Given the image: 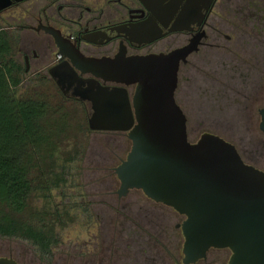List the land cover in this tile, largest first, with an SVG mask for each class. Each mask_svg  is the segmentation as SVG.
<instances>
[{
  "label": "flooded vegetation",
  "instance_id": "flooded-vegetation-1",
  "mask_svg": "<svg viewBox=\"0 0 264 264\" xmlns=\"http://www.w3.org/2000/svg\"><path fill=\"white\" fill-rule=\"evenodd\" d=\"M188 1L12 0L8 9L0 10V16L13 12L12 23L0 31L10 37L14 60L23 67L21 86L29 81L51 82L60 90L57 80H61L67 90L66 94L60 90L62 95L78 103L89 118L93 113L91 103L74 94L94 88L96 83L111 88L118 85L103 79H96V82L91 73L82 74L74 67L73 60L59 53L55 38L47 29L52 28L61 34L79 65L80 55L113 60L121 53L126 57H145L190 48V52L179 61L175 92L176 102L187 119V132L189 117L185 107L191 104L195 73L212 63L210 51L214 50L222 56L219 59L222 74H214L221 81L222 93H219L222 95L219 98L228 102L229 108L233 106L242 111L239 114L241 119L259 118L257 132L264 136L260 129L264 107L256 109L261 103L258 102V88L254 91L252 87L248 92L249 88L244 86L252 80L254 71L259 74V85H264V0H214L209 9L201 10L199 18L193 14L184 21ZM156 30L160 37L154 39ZM255 66L261 70L257 71ZM52 73L58 76L57 80ZM127 89L132 98L136 86ZM205 91L209 100L215 102L212 94H217L209 89ZM234 146L244 163L252 166L246 160L244 150ZM133 191L140 193V200H127ZM102 197L101 202L84 199L82 202L93 211L105 205L114 216L109 221L106 216H100L95 226L94 246L98 248L96 253L101 262L184 264L182 227L186 216L140 190H132L123 198H119L116 192L103 193ZM105 197L116 200L115 208L105 201ZM124 200H127L125 205ZM231 256L229 249L212 248L205 258L193 264H228Z\"/></svg>",
  "mask_w": 264,
  "mask_h": 264
},
{
  "label": "water",
  "instance_id": "water-1",
  "mask_svg": "<svg viewBox=\"0 0 264 264\" xmlns=\"http://www.w3.org/2000/svg\"><path fill=\"white\" fill-rule=\"evenodd\" d=\"M11 1L0 0V10L8 9ZM213 2L189 0L184 21L193 14L199 18ZM47 32L59 53L73 60L82 74L118 85L96 83L74 96L92 105L91 131L126 133L132 143L126 159L114 168L119 198L140 190L186 216L184 264L205 258L212 248L229 249L228 264H264V172L245 164L235 146L219 136L205 133L198 142L189 141L187 119L175 92L179 61L190 48L145 57L121 53L113 60L80 55L79 65L61 34L52 28ZM153 37H160L158 30ZM52 77L58 78L53 73ZM57 84L66 94L64 82ZM133 85L131 98L127 87ZM261 115L264 132V110ZM0 264L18 263L0 257Z\"/></svg>",
  "mask_w": 264,
  "mask_h": 264
},
{
  "label": "rangeland",
  "instance_id": "rangeland-1",
  "mask_svg": "<svg viewBox=\"0 0 264 264\" xmlns=\"http://www.w3.org/2000/svg\"><path fill=\"white\" fill-rule=\"evenodd\" d=\"M12 14L13 12L10 11L0 16V28L12 23L10 20ZM14 52L13 50V54ZM210 55L212 63L203 66L205 69L195 73L191 104L189 107L184 106L189 117V139L192 143H196L205 133L217 135L243 149L246 160L255 168L264 171V136L257 132L260 119L257 117L252 120L241 119L239 114L242 111H238L233 106L229 108L228 102L219 98L222 95L221 81L214 74L219 72L222 74V68L219 66V59L222 56L214 50L210 51ZM255 69L261 70L257 66ZM258 75V72L254 71L252 80L247 85L244 84L249 88L248 92L252 91V87L254 91L256 87L258 88L260 93L258 102L261 103L256 105V109L264 107V85L261 87L257 82ZM207 89L217 94L218 97L212 94L215 102L209 100L205 91ZM35 90L49 96L54 106L58 105L69 112V116L65 118L70 130L62 132L59 138L56 160L59 167H67L65 168L67 183L63 189L53 192L51 198L50 195L45 198H35L33 207L49 210L52 202L65 206L69 203L81 204L84 200L101 202L104 198L103 193H98L117 192L120 182L115 176H110L109 172L126 159L132 148L127 134L89 131V116L83 112L84 109L76 102H66L54 83L29 81L20 87L18 96L25 97ZM70 158H74V162L67 164ZM83 194L86 196L85 199ZM138 195H140L138 191H133L127 200L132 198L140 200L141 197ZM109 199L113 200L105 197V201L115 208L116 200L109 201ZM127 200L123 201L124 205ZM140 202L144 203V201ZM83 206L85 207V204ZM94 210L99 216H106L108 221L114 218L113 213H109L105 205L102 208L98 206ZM90 211L94 212L93 209ZM65 226L58 229L60 244L51 257H43L34 247L10 239H0V257L12 258L18 264H99L101 260L96 253L98 248L94 246L97 228L89 222L87 215L83 214V217L76 218L74 222L69 221ZM181 248L182 246L179 247L180 250ZM107 259L112 263L110 257ZM122 262L114 263L124 264ZM100 264L107 263L102 261Z\"/></svg>",
  "mask_w": 264,
  "mask_h": 264
},
{
  "label": "trees",
  "instance_id": "trees-1",
  "mask_svg": "<svg viewBox=\"0 0 264 264\" xmlns=\"http://www.w3.org/2000/svg\"><path fill=\"white\" fill-rule=\"evenodd\" d=\"M22 74L10 37L0 31V239L28 244L51 257L60 244L58 229L83 214L95 226L101 217L82 203L52 202L49 210L33 207L35 198H51L67 183V167H59L56 160L59 138L70 130L65 118L69 112L38 90L18 96ZM73 162L70 158L67 164ZM109 173L117 178L114 170Z\"/></svg>",
  "mask_w": 264,
  "mask_h": 264
}]
</instances>
